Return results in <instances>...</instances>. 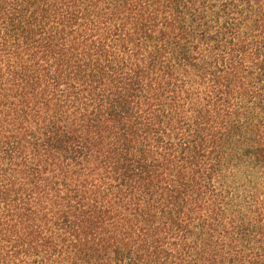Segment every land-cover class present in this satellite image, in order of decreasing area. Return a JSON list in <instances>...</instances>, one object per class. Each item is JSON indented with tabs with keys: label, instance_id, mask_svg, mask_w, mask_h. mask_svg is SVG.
I'll return each instance as SVG.
<instances>
[{
	"label": "trees",
	"instance_id": "obj_1",
	"mask_svg": "<svg viewBox=\"0 0 264 264\" xmlns=\"http://www.w3.org/2000/svg\"><path fill=\"white\" fill-rule=\"evenodd\" d=\"M0 264H264V0H0Z\"/></svg>",
	"mask_w": 264,
	"mask_h": 264
}]
</instances>
